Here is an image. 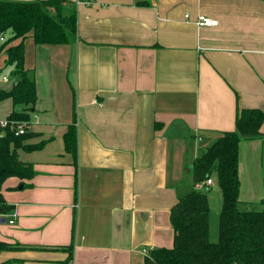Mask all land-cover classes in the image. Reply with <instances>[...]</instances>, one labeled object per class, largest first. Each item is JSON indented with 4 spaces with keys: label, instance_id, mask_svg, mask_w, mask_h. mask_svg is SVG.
I'll list each match as a JSON object with an SVG mask.
<instances>
[{
    "label": "crops",
    "instance_id": "1",
    "mask_svg": "<svg viewBox=\"0 0 264 264\" xmlns=\"http://www.w3.org/2000/svg\"><path fill=\"white\" fill-rule=\"evenodd\" d=\"M64 1L76 13L75 44L26 38L36 102L28 112L0 101V122L28 113L23 146L38 147L17 149L34 176L3 184L13 210L0 216V242L25 248L0 252V264H59L66 247L64 264H142L172 246L177 199L201 191L194 160L234 130L238 111H264V0ZM200 15L217 26L197 27ZM5 59L3 50L0 91L15 83ZM69 126L76 156L65 150ZM262 156L264 137L240 141L244 207L264 199Z\"/></svg>",
    "mask_w": 264,
    "mask_h": 264
},
{
    "label": "trees",
    "instance_id": "2",
    "mask_svg": "<svg viewBox=\"0 0 264 264\" xmlns=\"http://www.w3.org/2000/svg\"><path fill=\"white\" fill-rule=\"evenodd\" d=\"M64 0L9 1L0 0V53L5 50V69L15 80L9 91H0V101L11 99L31 111L36 102L35 84L24 68L23 41L31 37L35 46H71L76 42V13L64 6ZM14 41L16 45L10 46ZM0 126V216L13 210L2 197L3 184L9 178L31 179L34 171L17 156V149L28 138L27 112L13 111ZM264 111L243 109L237 112L235 128L220 133L216 140L194 160V184L213 175L221 193L218 241H209L208 189L193 190L177 199L169 212L173 230L170 248H154L142 264H264V199L259 211L239 208L238 147L242 140L264 137L260 128ZM24 130L22 135L17 130ZM65 150L76 156V129L69 126L64 135ZM264 160V156H262ZM0 242V252L24 249ZM67 263L72 258L71 247ZM6 264V263H4Z\"/></svg>",
    "mask_w": 264,
    "mask_h": 264
},
{
    "label": "rangeland",
    "instance_id": "3",
    "mask_svg": "<svg viewBox=\"0 0 264 264\" xmlns=\"http://www.w3.org/2000/svg\"><path fill=\"white\" fill-rule=\"evenodd\" d=\"M185 172H188V168H186ZM213 184L210 186L200 187V190L209 189L207 196L209 200V241L212 243H216L218 241V223H219V214L221 211V193L217 186L216 180L214 175L211 177ZM241 210L245 211H259L261 210L262 206L259 204L258 207L256 206H249L244 207L242 204L239 205ZM14 251H18L15 249Z\"/></svg>",
    "mask_w": 264,
    "mask_h": 264
},
{
    "label": "built area",
    "instance_id": "4",
    "mask_svg": "<svg viewBox=\"0 0 264 264\" xmlns=\"http://www.w3.org/2000/svg\"><path fill=\"white\" fill-rule=\"evenodd\" d=\"M94 2V0H75V5L79 6V5H83V6H90L92 3ZM195 24L197 25V27L202 28V27H215L217 26V21L215 19L200 15L197 17ZM0 41H2V38H0ZM3 81H7L6 77L3 78ZM0 126L1 127H7L8 123L7 121H1L0 122ZM24 133V130L19 128L17 130L16 134L22 135ZM213 184V181L211 180V178L207 179L205 182L203 183H198L195 185V188H200V187H205V186H210ZM15 220V216H11V218L9 219L8 223L10 225L14 224Z\"/></svg>",
    "mask_w": 264,
    "mask_h": 264
}]
</instances>
